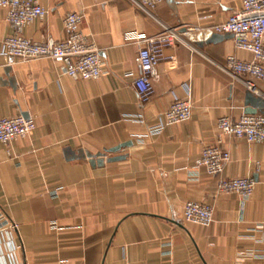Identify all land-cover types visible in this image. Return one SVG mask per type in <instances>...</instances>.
<instances>
[{"label": "crops", "instance_id": "crops-1", "mask_svg": "<svg viewBox=\"0 0 264 264\" xmlns=\"http://www.w3.org/2000/svg\"><path fill=\"white\" fill-rule=\"evenodd\" d=\"M38 1L46 13L23 35L63 38L64 15L81 12L102 71L73 80L51 58L5 66L0 55V118L35 122L29 136L0 143V264H264V143L216 127L221 116L245 113V78L225 60H251L252 53L227 33L209 42L212 27L241 1L164 0L155 9L136 0ZM5 15L0 9V50L11 32ZM169 28L191 30L164 50L142 104L131 84L139 69L128 34ZM253 83L264 100V80ZM176 97L190 98V118L146 135ZM215 143L230 153L217 175L194 163ZM115 156L123 158L109 160ZM224 177L252 178V194L219 191ZM188 200L213 207L210 225L183 220Z\"/></svg>", "mask_w": 264, "mask_h": 264}, {"label": "built area", "instance_id": "built-area-1", "mask_svg": "<svg viewBox=\"0 0 264 264\" xmlns=\"http://www.w3.org/2000/svg\"><path fill=\"white\" fill-rule=\"evenodd\" d=\"M145 8L155 9L164 0H136ZM240 7L227 19L212 27L219 34H231L234 45L252 53L251 60H241L228 55L225 67L243 81L251 91H257L253 80H264V0H240ZM0 9L6 10L5 19L11 32L2 40L0 55L5 66L17 62L51 58L64 65V73L73 80H93L101 75V59L95 44L80 28L83 14L78 11L67 12L63 17L64 37L52 42L31 40L23 35V29L35 19L45 15V8L38 0H0ZM191 28L183 30L169 28L155 36L141 32H131L128 39L136 50V63L139 73L132 80V88L140 103L149 101L153 93L152 79L157 65L166 57L164 50L185 36ZM188 91V86L183 85ZM190 98H174L171 104L159 116L156 124L150 126L146 135L160 133L166 126L183 122L191 116ZM217 129L226 135L243 138L250 143H264V113H242L238 118L221 116L216 122ZM35 128L32 117L17 114L0 118V143L5 146L18 139L25 138ZM143 135L135 140L142 143ZM8 150V149H7ZM230 159V153L220 143L209 144L202 148L194 160L209 174H220ZM254 180L250 177L220 178L218 190L234 192L249 197L254 189ZM213 207L210 204L188 200L182 209L184 221L208 226L213 221ZM16 229V224H11Z\"/></svg>", "mask_w": 264, "mask_h": 264}, {"label": "water", "instance_id": "water-1", "mask_svg": "<svg viewBox=\"0 0 264 264\" xmlns=\"http://www.w3.org/2000/svg\"><path fill=\"white\" fill-rule=\"evenodd\" d=\"M226 36H227V34H217V33L213 34L210 37L209 42H216V41L221 40L222 38H224ZM244 104H245V113H256V112L264 113V110H262V108L264 106V100L262 99L261 96L256 95L251 90H248L245 93ZM130 143L131 142H126V143L120 144V145H118V146H116L114 148H111L110 152H116L121 147L129 145ZM122 158H123V156H115V157L109 158V160L115 161V160H119V159H122Z\"/></svg>", "mask_w": 264, "mask_h": 264}]
</instances>
